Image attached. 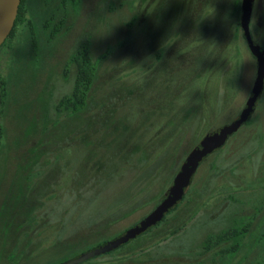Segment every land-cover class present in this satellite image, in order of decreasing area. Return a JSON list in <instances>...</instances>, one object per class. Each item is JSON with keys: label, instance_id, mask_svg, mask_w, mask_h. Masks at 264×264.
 Segmentation results:
<instances>
[{"label": "rangeland", "instance_id": "1", "mask_svg": "<svg viewBox=\"0 0 264 264\" xmlns=\"http://www.w3.org/2000/svg\"><path fill=\"white\" fill-rule=\"evenodd\" d=\"M76 2L25 0V21L0 45V264L64 262L136 223L201 137L240 112L255 77L241 0ZM249 29L264 50V0ZM84 41L96 67L86 106L57 113ZM263 226L264 83L163 221L80 264H260Z\"/></svg>", "mask_w": 264, "mask_h": 264}, {"label": "water", "instance_id": "2", "mask_svg": "<svg viewBox=\"0 0 264 264\" xmlns=\"http://www.w3.org/2000/svg\"><path fill=\"white\" fill-rule=\"evenodd\" d=\"M20 0H0V45L8 36L17 15ZM254 0H241L239 25L246 44L256 60L255 77L240 112L232 120L214 130L207 131L182 160L171 184L164 192L162 199L141 219L124 229L120 234L102 244L90 248L79 255L65 260L62 264H78L92 257L112 251L130 240L138 237L157 224L167 211L184 195L199 163L205 156L221 147L228 136L244 123L254 110L256 100L264 83V50L253 41L250 35L249 21Z\"/></svg>", "mask_w": 264, "mask_h": 264}, {"label": "trees", "instance_id": "3", "mask_svg": "<svg viewBox=\"0 0 264 264\" xmlns=\"http://www.w3.org/2000/svg\"><path fill=\"white\" fill-rule=\"evenodd\" d=\"M61 3L63 6H64V4L71 3L74 7L78 4L76 2V0H61ZM24 6H25V0H20L19 5H18V10H17V15L15 17L13 26H12L8 36H12L15 33L17 27L25 21L26 10H25ZM47 25L49 27V21L46 23L45 27H47ZM62 26H63V17H61L59 20H57V22L53 23V25L50 27L49 36H54L56 33H58L62 29ZM70 65H73V67H74L73 82H72L70 91L68 93L62 95L57 100V102L55 103V110L57 113H63L64 112L66 114H75L78 111L84 109L86 106V102H87L89 92H90L91 87H92L93 82H94L95 71H96L95 63L93 62V60L91 59V56H90L88 41H84L81 44H79L78 47L75 49V51L70 55L69 59L67 60V62L65 64V68H64L65 71L64 72H66V68L69 67ZM1 96L2 97L5 96V92H3V90L1 92ZM178 203H179V201L172 208H170L167 211V213L171 210H174L178 206ZM166 214L163 216V218L157 224H155L151 228H154L161 221H163ZM3 215H4V213H2V216ZM150 229H148L144 233L140 234L138 237L144 235ZM244 231H245L244 226L243 227L240 226V227L228 228V229H226L220 233L209 234L205 237V242H204L205 246L206 247H212L213 245L219 244L225 240H228L231 238H237ZM260 236H261L260 238H261L263 245H264V226L262 227ZM237 246H238L237 243L232 244L231 246H229L230 248L228 251L229 252L235 251ZM118 248H116V249H118ZM114 250H112V251H114ZM110 252L111 251L106 252V253H110ZM62 263L63 262H60L57 264H62ZM78 264H80V263H78ZM260 264H264V257L262 258V261Z\"/></svg>", "mask_w": 264, "mask_h": 264}, {"label": "flooded vegetation", "instance_id": "4", "mask_svg": "<svg viewBox=\"0 0 264 264\" xmlns=\"http://www.w3.org/2000/svg\"><path fill=\"white\" fill-rule=\"evenodd\" d=\"M255 1V0H254ZM263 87V86H262ZM227 140V139H226ZM226 142V141H225Z\"/></svg>", "mask_w": 264, "mask_h": 264}]
</instances>
